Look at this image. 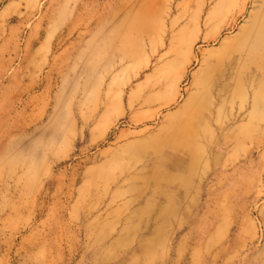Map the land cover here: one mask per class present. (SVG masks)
<instances>
[{
	"label": "rangeland",
	"instance_id": "rangeland-1",
	"mask_svg": "<svg viewBox=\"0 0 264 264\" xmlns=\"http://www.w3.org/2000/svg\"><path fill=\"white\" fill-rule=\"evenodd\" d=\"M0 264H264V0H0Z\"/></svg>",
	"mask_w": 264,
	"mask_h": 264
},
{
	"label": "bare ground",
	"instance_id": "bare-ground-1",
	"mask_svg": "<svg viewBox=\"0 0 264 264\" xmlns=\"http://www.w3.org/2000/svg\"><path fill=\"white\" fill-rule=\"evenodd\" d=\"M151 4H152V7H150V9H146V11H148V12L150 11V12H153L154 14H157L159 12L160 8L157 5H155L154 3H151ZM171 9H172V6L170 4L168 7V11H170ZM253 14H254V11H252V10L249 11L248 18L252 17ZM235 21H236L235 16L231 17L230 19L227 18V20L225 22H223L222 24H220L218 27H216L215 29L209 30V32H205L203 35L197 36V38L199 40H201L203 43L209 45L210 42H213L217 39L221 30L226 29L227 27L230 28L231 25H233V23H235ZM164 26L166 27V26H168V24L166 23V24H164ZM169 26L170 27L173 26V23H170ZM243 27L244 26L241 25L239 27V30L241 31V29ZM201 28H202L201 22L199 20L198 24H197V30L199 31ZM256 28L257 27L252 26L247 31V33L245 34L244 37H243V35L238 36V34L227 35L225 37H222V40L219 42V45H217V46L215 45V42H213L212 47H210L208 50V52L211 54L209 56V58L208 59L201 58L199 60L200 66L203 67V68H200L199 71L201 70L203 72V76L201 77L200 81H193V85H195L197 87V90L202 89V91L204 90V88L207 84L210 83V85H211L212 93H210L209 96L206 95L207 98L205 96V100H204V102L209 105V108L207 110L208 117L212 115L214 108L216 109L217 106L221 105L224 102L225 97L223 96V94H224L223 92L226 91L225 88H227L228 84H229V83L228 84L226 83V74H223V73L221 75H217L215 77V79L211 82L210 79H211L212 73L213 72L217 73V71L220 68H222L224 66V64H225V66L228 64L229 67H232L237 61H239V57L243 54V51L245 52L246 50H250L248 47V42L250 41L251 38H253L257 34L258 28L257 29ZM249 45H251V44H249ZM187 49H188L187 53L189 55L193 53V42L188 44ZM193 58L196 62H198V58L195 55ZM123 59H125V58L123 57ZM191 61L192 60H191L190 56H188L186 62L189 63ZM183 67H184V69H186L187 66L184 65ZM235 74H237V73H235ZM196 98H197V95L193 96L192 100L194 101ZM250 98L251 97L245 93L243 95L241 107H246L247 105H249L250 104ZM116 99H118L119 102L121 101V93L120 94L117 93ZM251 102L253 103V100H251ZM201 107H202V105H201ZM215 112L218 113V107H217ZM200 117H201L200 111L197 109L196 110L194 109L193 111H191L190 115H188L186 117V120H187L186 123H191L194 120H198V122H199ZM226 122H228V121H226ZM221 127H223V126L221 125ZM225 128H226V126H225ZM176 149L183 150V147L182 146H176ZM154 172L155 171H153V173ZM135 177H136V175L134 174L133 178H135ZM163 180L164 179H162L161 181H163Z\"/></svg>",
	"mask_w": 264,
	"mask_h": 264
}]
</instances>
